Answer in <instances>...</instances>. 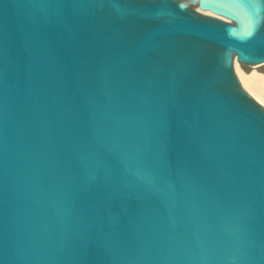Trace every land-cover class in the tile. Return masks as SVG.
<instances>
[{"label":"water","instance_id":"obj_1","mask_svg":"<svg viewBox=\"0 0 264 264\" xmlns=\"http://www.w3.org/2000/svg\"><path fill=\"white\" fill-rule=\"evenodd\" d=\"M236 61L264 0H0V264H264Z\"/></svg>","mask_w":264,"mask_h":264},{"label":"rangeland","instance_id":"obj_2","mask_svg":"<svg viewBox=\"0 0 264 264\" xmlns=\"http://www.w3.org/2000/svg\"><path fill=\"white\" fill-rule=\"evenodd\" d=\"M242 81L245 87L248 88L260 102L264 105V68L260 69H242Z\"/></svg>","mask_w":264,"mask_h":264},{"label":"bare ground","instance_id":"obj_3","mask_svg":"<svg viewBox=\"0 0 264 264\" xmlns=\"http://www.w3.org/2000/svg\"><path fill=\"white\" fill-rule=\"evenodd\" d=\"M258 1V0H257ZM244 13L246 14V11L244 9V7L241 5ZM231 68H232V72L233 75L236 79V81L238 82V86L239 89L241 90V92L244 94V96H246L250 101H252L255 105H257L263 112H264V105L262 102L259 101V99L256 97V95H254L248 88L245 87V83H243L242 81V77H241V73H242V69H260V67L264 68V63L261 64H254V65H248V64H244L240 61H236V62H231Z\"/></svg>","mask_w":264,"mask_h":264}]
</instances>
